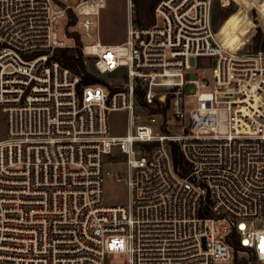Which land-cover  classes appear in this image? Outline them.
<instances>
[{"label": "built area", "instance_id": "2783aa9c", "mask_svg": "<svg viewBox=\"0 0 264 264\" xmlns=\"http://www.w3.org/2000/svg\"><path fill=\"white\" fill-rule=\"evenodd\" d=\"M108 1L0 0V264H264L263 48L224 44L218 0H159L146 26L127 0L126 38L104 42ZM232 1L264 20V0ZM71 13L88 72L125 81L83 83L53 57L74 47L59 36ZM116 109L129 114L123 134L111 133ZM114 151L129 200L106 205Z\"/></svg>", "mask_w": 264, "mask_h": 264}, {"label": "rangeland", "instance_id": "374dc122", "mask_svg": "<svg viewBox=\"0 0 264 264\" xmlns=\"http://www.w3.org/2000/svg\"><path fill=\"white\" fill-rule=\"evenodd\" d=\"M135 5L136 2L132 0ZM220 5H216L213 13V25L215 29H220L229 14L238 9V5L234 4L232 0H218ZM150 0L140 1V17L145 24H152L155 19L154 10L150 11L148 7ZM127 0H109L106 8L103 9L99 19L100 25V36L104 42L116 43L121 42L126 38V24H127ZM254 17H257L256 12L253 13ZM252 17V16H251ZM136 18V17H135ZM248 17L241 16L236 20V23L229 21L225 31L226 40L231 49H243L244 51H257L261 48L264 50V20H254L253 30L249 33L248 29ZM138 23L139 21L136 20ZM255 24L257 26H255ZM258 24H260L258 26ZM68 28L66 31V25H63L59 29V36L67 44H74L75 48H80L82 42L80 34L77 31L76 21L70 15L67 24ZM67 33V34H66ZM69 37H72L71 39ZM216 64V58H212L210 66L214 67ZM87 67L90 71H94L93 61H87ZM212 74V70L209 69L206 72L205 79L209 81V77ZM94 75V74H93ZM97 76V75H96ZM108 81H125L124 77H121L118 71L111 72L103 76ZM193 84H188L185 87V95L182 98V105L185 111H189L196 105V99L188 95ZM140 112L139 107H136V113ZM160 118V117H159ZM129 114L127 109H116L109 112V122L112 134H123L126 130L128 123ZM176 122V123H175ZM170 132H180V123L174 118L170 122ZM7 135V119L6 113L3 110L2 104H0V139L5 138ZM122 155H118L117 151L108 154L105 157L104 162V203L106 205H118L125 204L129 200V191L126 184V179H117L113 174L124 177L126 175V166L123 162H118V159H123ZM124 255H115L111 262L113 264H124Z\"/></svg>", "mask_w": 264, "mask_h": 264}, {"label": "trees", "instance_id": "16d2710c", "mask_svg": "<svg viewBox=\"0 0 264 264\" xmlns=\"http://www.w3.org/2000/svg\"><path fill=\"white\" fill-rule=\"evenodd\" d=\"M71 17L73 18V20L76 21V17L72 13ZM135 17V19L138 20L136 11ZM53 57L59 60L64 66L69 67L74 73H82L83 83H98L108 85V82L105 80L104 77L96 76L88 72L87 66L84 62V56L81 51V48L58 47L55 49ZM171 153L175 167H180L181 172L184 174L187 171L186 161L184 157L180 154L178 146L174 143L171 144ZM236 246H238V244H236Z\"/></svg>", "mask_w": 264, "mask_h": 264}, {"label": "crops", "instance_id": "0c3cea01", "mask_svg": "<svg viewBox=\"0 0 264 264\" xmlns=\"http://www.w3.org/2000/svg\"><path fill=\"white\" fill-rule=\"evenodd\" d=\"M140 1L141 0H135V2H136V15H137V18H138V21H139V24H141V25H150V23L149 24H145L142 20H141V17H140V7H141V5H140ZM159 0H150V2H149V4H148V7L150 8V11L151 10H154V7H155V5L157 4V2H158ZM249 0H244V3H247ZM263 0H261V2H262ZM245 5L246 4H243V5H240L239 7H238V9L237 10H235L234 12H232L231 14H229L228 15V17L226 18V20H225V22L223 23V25L221 26V28H220V34H221V36H222V40H223V42H224V44H226V46L227 47H229L228 46V44L230 43L228 40H226V37H225V31H226V28H228L229 27V25L231 24H229V25H227L228 24V22L229 21H231V22H235L236 23V20L239 18V17H241V16H246V17H248L249 19H247L248 20V29H249V33L253 30V22L251 21V18L249 17V15L247 14V8H248V6H247V8H245ZM262 9H263V11H264V5L262 6ZM263 16H264V12H263ZM126 17H127V13H126ZM127 25V24H126ZM228 43V44H227Z\"/></svg>", "mask_w": 264, "mask_h": 264}, {"label": "water", "instance_id": "95a60500", "mask_svg": "<svg viewBox=\"0 0 264 264\" xmlns=\"http://www.w3.org/2000/svg\"><path fill=\"white\" fill-rule=\"evenodd\" d=\"M191 62L194 63V58L191 59Z\"/></svg>", "mask_w": 264, "mask_h": 264}, {"label": "bare ground", "instance_id": "6f19581e", "mask_svg": "<svg viewBox=\"0 0 264 264\" xmlns=\"http://www.w3.org/2000/svg\"><path fill=\"white\" fill-rule=\"evenodd\" d=\"M226 45V44H225Z\"/></svg>", "mask_w": 264, "mask_h": 264}]
</instances>
